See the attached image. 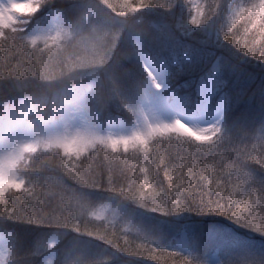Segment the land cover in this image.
I'll return each instance as SVG.
<instances>
[{
  "label": "rangeland",
  "instance_id": "rangeland-1",
  "mask_svg": "<svg viewBox=\"0 0 264 264\" xmlns=\"http://www.w3.org/2000/svg\"><path fill=\"white\" fill-rule=\"evenodd\" d=\"M82 2H87V0H80L77 4L81 5ZM93 2L95 3L97 0H93ZM184 2L186 3V0H184ZM199 2L203 3L204 0H199ZM18 9L24 11L31 10L30 7H21ZM187 9L190 11L189 4ZM97 10L101 13L99 8ZM141 11L142 9L133 14L132 17H141ZM220 13L224 14L223 11ZM212 19L214 20V17ZM224 19L225 17H223L222 20H217L216 25H212V23H210V28L212 29L211 32L213 33L212 39L208 37L207 40H197V42L206 44V47L203 49L205 51L204 56L206 57L207 53L208 59L213 57L214 48L221 50L222 54L214 58V60L218 59L223 70L225 67L227 68L226 76L225 73L223 74L222 72L223 82H215V79L211 77L206 79L203 78L199 81L196 87L197 93L196 98L194 99V111L188 112L183 107L181 109L176 107L178 111L170 117H166L157 111L155 103L160 102V97H162L161 90L163 87L168 86V79L165 77L166 75L163 68L156 65L153 66L152 63L148 62L145 57L141 56L142 65L144 68L147 66L148 69L152 71L157 82L161 84V88L155 89L151 87L149 89L148 98L143 104L136 103L134 107H130V115L134 117V123L131 127H126L121 119L117 121L109 119L106 121L104 131L89 128L87 123L84 121L85 119L83 111L81 110V105L78 104L71 105L63 114H61L60 120L62 119V122L55 123L53 125L48 124L46 126V134L42 145L48 139L47 149L49 151H58L56 155L64 152L71 154H78V152H82L81 154L85 156L98 153L102 156L115 157L117 154H122L117 152L124 150H127L128 152V150H131L135 144H139L137 154L130 155L131 157L137 159V162L127 191H122V189H119L115 185L113 186V184H107L101 187H87L81 192L76 193L77 195L71 192H64L62 197H65L63 199L66 200L68 208L71 210L69 219L74 223L76 228H79V226L89 225L91 227L99 226L102 228H110L111 231L118 230L123 233L124 239L128 244L144 246L148 251L151 250L152 253H156L153 255L157 256H148L145 259L146 261L130 259L132 254L130 253V250L125 249L123 255L129 258H120V255L113 249L100 245L98 242L89 237H86L87 239L81 238V240L85 243L80 245H82L85 249H88L92 256L106 253L111 257L120 258L119 260L120 262H123V264H154V261L156 260L161 261V264H171V259L174 258L173 256L176 258H184L185 260L190 261L191 264H264V234L230 220L225 216L208 212H200L199 215H179L177 217H173V219L188 221L183 224L184 232L180 226L170 228V220L165 216L167 213H163L160 218H156L157 214L154 211L143 210L141 206L143 203V195L131 193L134 183L138 186L142 185L144 190L149 188V176L146 167L142 164L143 161L139 159V148L140 146H144L148 140L157 137L159 134H164L166 136L175 135L180 138L185 137L188 133L193 137L195 133L187 125L192 127H204L216 122L217 120L222 121L223 127L226 131L230 121H233L236 124L240 119H242L246 125L252 126L249 129H254L264 122V116L260 114L262 111H253L252 109L249 111L238 110L236 107V104L240 102V99L245 102L246 106L250 104L249 101L258 99V96L252 93H248V96L247 94L239 95V90L242 86L249 84L246 81V75L249 74L247 71L248 66L252 73V76L250 77L251 81H263L264 77L258 75L259 71L264 72V64L256 59H248V61L241 60L236 54L232 53V49L234 48L228 47L227 42L224 41L223 43V41L219 39L220 25ZM50 20L51 19L37 23L35 28H32V30L39 32L46 29ZM180 21L181 20L179 18H175L174 21L169 23L170 26H165L167 36H170V34L175 36H177L176 34H181L188 39H191L190 35L197 30V26H192L189 23L182 24ZM8 22L9 19L4 14L0 13V27L6 26ZM204 25L206 26L207 22H205ZM93 26L98 30V35L103 34L105 23L102 17ZM215 29L216 31L214 32ZM131 30L132 32L142 34L138 28L133 26ZM199 34L202 35L201 31H199ZM112 35V33H109L110 37ZM130 35V30L125 31L123 40ZM114 36L116 44L117 37L120 36V33L115 32ZM162 41L163 40H160V42ZM64 42L65 41H63V43ZM96 43L97 40L89 39L85 35L80 41L79 48L81 51L88 49L91 50L96 46ZM127 44L128 42L124 43L125 51L129 50ZM134 48L137 50L138 45H133L132 49L134 50ZM61 53H66L64 47L63 50L59 51L57 54L50 53L48 56L59 58V61L65 60ZM66 54L69 55L72 53ZM235 60L238 61L239 64H236ZM243 62L247 66H244ZM218 67L219 66L214 63L213 68L216 71ZM85 70L86 69H79L78 71ZM62 75L63 74L55 78L42 79L37 83H52L58 79H62L64 77ZM229 75L233 78V82L230 78H228ZM17 84L18 83H14L12 86L9 85L7 90L13 93L23 91L25 88L27 90L35 89L34 85ZM178 86L181 87L183 91H189L191 87V85L186 83H182ZM214 88L219 92H228L229 90L234 95V98L232 99L229 97L227 98V113L224 119L223 115L225 109L223 108L222 99H218L214 106L210 104L212 100L211 98H213L215 93ZM101 92L103 94L105 93L103 90H101ZM103 94H101V96H103ZM78 95H83L81 90ZM108 101L112 104V99H108ZM258 102L264 106V97L262 96L261 100ZM127 103H129V99L127 100ZM118 104L120 106V103ZM102 107L103 105L100 106V108ZM21 110L22 112H25L23 105L21 106ZM211 110H213V112ZM108 112L109 111L107 110L101 111L102 114H106ZM173 119H180L187 125L180 122L175 124L174 128L167 127L168 123ZM235 130H233V132H235ZM24 136L30 137V132L24 125L22 119L12 118L11 114L6 118H0V199H2L4 194L9 190L16 193L21 191L27 193V189L20 190L17 187L18 180L13 173V164L17 153L31 147L33 143L32 138L25 141ZM90 144H94L96 146L85 150ZM44 156L47 160L50 158V161H53V164L51 165L60 166V158L54 160L51 158L52 155L48 154V152H45ZM76 161L79 162L78 165L81 168L84 166L81 162H87L80 160L79 156ZM254 175L257 179H264V171L257 170ZM95 188L105 189L106 192L104 194H100L95 191ZM38 191L37 189L33 190V195H37ZM113 192L124 196L123 199L119 200L113 196ZM89 197H96V199L93 200V203H90L89 199H87ZM133 204L139 207L136 209V206H133ZM137 210L143 213H136ZM180 213L181 212H178L177 214ZM202 218H210L214 221L202 222ZM60 225L62 224L60 223ZM190 225L193 226V229L197 227L199 230L204 232L205 239L203 243L196 245L188 254L178 253L176 250H168L167 246L172 244L174 248L180 251L184 249L186 245L185 236L186 233L191 230ZM30 226H36L46 230L45 227L37 225ZM45 234L46 233H43L42 235ZM64 234L66 239L72 243V235H70V233ZM40 236L41 233L37 238ZM48 237L53 238L52 234H49ZM55 244L56 242L54 239V246ZM215 247L221 249H218L220 253L217 250L214 251L210 256L209 261H207L205 257L206 254ZM53 249H51L48 253L52 262L55 257V253L52 252Z\"/></svg>",
  "mask_w": 264,
  "mask_h": 264
},
{
  "label": "snow or ice",
  "instance_id": "snow-or-ice-1",
  "mask_svg": "<svg viewBox=\"0 0 264 264\" xmlns=\"http://www.w3.org/2000/svg\"><path fill=\"white\" fill-rule=\"evenodd\" d=\"M174 3L175 0H138L133 4L129 0L122 15L112 14L104 23L112 25L121 36L125 30L132 29L130 18L141 9H171ZM186 3L190 5L188 23L192 26H199L223 11L220 38L242 55L264 64V0H204L203 3L186 0ZM100 6L109 9L106 2ZM21 7L31 10L17 11ZM42 8L52 10L51 20L46 29L35 32L32 26ZM98 8L93 0L82 2L77 19L69 22L53 0H0V13L11 21L0 27V84L7 87L29 75L43 74L52 46L92 25ZM150 79L155 81L151 87L161 88L153 73ZM148 95L146 89L145 101ZM187 126L195 133L193 137H180L160 148L155 159L143 162L161 178L162 185L168 186L166 199L172 208L177 212L194 209L215 213L264 234V179L254 175L257 170L264 171V122L254 129L237 128L234 133L227 132L221 120L204 127ZM167 127L174 128L175 120ZM0 220L49 229L62 222L54 213H45L40 200L24 191L12 190L0 199ZM54 239L41 235L21 252L14 232L0 233V264H36L37 260L52 264L48 253L54 247ZM171 264L191 262L172 258Z\"/></svg>",
  "mask_w": 264,
  "mask_h": 264
},
{
  "label": "trees",
  "instance_id": "trees-1",
  "mask_svg": "<svg viewBox=\"0 0 264 264\" xmlns=\"http://www.w3.org/2000/svg\"><path fill=\"white\" fill-rule=\"evenodd\" d=\"M58 1L59 3L55 4V6L63 5L64 2H66V4L70 7H78L79 5L77 4L79 0H56L53 2ZM186 6H188V4H186L184 0H175L174 6L171 9L148 7L142 9L140 14L141 17L135 16V18H130L131 25L135 28H138L140 32H142V34L139 36L145 37L152 45H156V43H159L158 41L164 40L166 42L165 51L179 53L181 48H185L188 44L190 45L188 49V52L192 56L190 62L187 64H182L181 61H178V63L174 65V73L176 74L175 82L191 78L194 72L197 69L203 67L205 64L202 57L204 52L199 48L200 45L199 42H197V40H205L208 38L209 31L207 30L204 23L199 25L197 30H195L190 35L191 39H188L181 34H176L184 42L183 45L171 44L165 35L167 32L165 26L174 21L175 18H179L182 24L188 23L189 13L185 8ZM130 31L131 35L125 40H123L124 32L121 34V36L117 37L116 45L118 46L120 53H122L120 62L118 64V78L120 82H128L131 79L134 82L139 81L135 76L137 69H140L139 62L135 52H133L132 49L135 43V38L138 37L139 33L132 32V30ZM199 31H201L202 35L199 34ZM127 42L129 50L125 51L124 43ZM62 46L63 45L61 44L57 45L56 47L52 46L51 54H57L59 51L63 50ZM228 47L234 48L230 44H228ZM232 51L243 60L254 59L252 57L242 55L235 48L232 49ZM63 53H61V55L65 60L59 61V58L48 56L43 74H37L35 77L29 75L17 81V85H34L42 79L55 78L61 74H63L62 76H65L67 74L66 66L71 65L72 62H76V64L72 66L73 72H77L79 69H84L79 66L80 61L77 60V56L80 55V53L69 55ZM249 77H251L250 74ZM10 86H12V84H10ZM7 87H5L3 84H0V98L15 94V92H9ZM249 89L250 91H253L252 84L249 85ZM17 94L29 97L31 99L30 94H35V89L27 90L25 88L23 91H17ZM118 103L119 101L112 103L113 106L109 108L112 113H121L124 109L122 107H118ZM250 105L254 107L253 104ZM185 137L189 136L185 135ZM178 140L179 138L175 135L157 136L156 138L147 142L144 146H140L139 159L143 162L149 158L155 159L160 148ZM138 146L139 144H135L131 150H128V152L127 150L119 151L117 153L122 154H117L115 157L102 156L98 153H93L86 157H82L80 160L87 161L81 162L84 164L82 168L79 167L78 161H76L74 164H66L62 159L60 160V166L51 165L53 164V161H50V158L47 160L44 155H39L32 164V170L37 172V174H40V180L34 181L33 179L32 182H34L30 186L29 190L27 189L26 194L40 200L45 213H54L57 217L62 218V225L59 223L56 226L57 228H67L69 231L79 232L83 236L93 238V240L98 242L100 245L118 250L121 253H123L125 249H128L132 254L130 257L136 260L143 261L148 256H157L153 255L156 253H152L151 250L148 251L144 246L123 243L122 238L124 235L118 230L111 231L110 228H102L99 226L90 228L88 225L81 226L79 227V230H76V226L72 224L69 219L71 210L68 208L66 200L63 199L65 197H62L64 192L79 193L87 187H101L107 184H113V186L115 185L119 189H122V191H127L137 162V159L131 157L130 155L137 154ZM52 158L54 160L57 159L55 156ZM143 162L142 164L145 165L149 176V188L144 190L142 185L138 186L134 183L133 189L131 191V193L143 195V203L141 205L143 210L154 211L157 214L156 218L162 216L163 213H167L166 215L171 218L177 217L179 215H199L200 212L194 209H186L180 214H177L178 212L172 208L170 200L166 199L167 193L169 191L168 186L162 185L161 178L155 174L147 164ZM35 189H37V191L39 189L37 195H33L32 193ZM101 191L106 192L105 189ZM113 196L119 200L123 199L124 197L116 193H114ZM208 219L209 221H214L213 219ZM173 257L176 258L175 256ZM106 260V257H100V255L98 256L97 260L95 259L96 264H109L106 263Z\"/></svg>",
  "mask_w": 264,
  "mask_h": 264
},
{
  "label": "clouds",
  "instance_id": "clouds-1",
  "mask_svg": "<svg viewBox=\"0 0 264 264\" xmlns=\"http://www.w3.org/2000/svg\"><path fill=\"white\" fill-rule=\"evenodd\" d=\"M109 5V9L103 8V3ZM133 4L138 0H131ZM99 9L101 10L102 19L105 20L112 14L122 15L128 8L129 0H97ZM214 11V7L212 8ZM211 19V14H209ZM77 16L69 22H74ZM109 33L113 35L110 37ZM115 30L110 24H105L103 34L98 35V30L93 25L85 26L80 33L73 38L65 40L64 50L66 53L75 54L77 60L80 61V67L85 71H72L71 65L66 66L67 74L62 78L52 83H35V95L33 99L37 102L41 109V115H47L49 118H54L58 114H63L71 105L78 104L81 106L94 105L98 100L96 92L88 93L87 95H78L82 82L92 76L99 80L103 85V91L107 93L109 100L113 99L111 92L115 87H121L118 78V64L120 62V53L118 46L115 44ZM89 39L97 40L96 46L91 50L81 51L79 44L84 36ZM94 66V67H93ZM147 74L146 81L141 85L142 92H138L133 99H129L130 107H134L136 103L143 104L145 102L144 92L150 89L155 81L151 80L152 72L144 69ZM159 88V85L156 86ZM175 120V124L180 123V119ZM171 120V121H173ZM31 137L24 136V140ZM36 264H41L39 260ZM58 264H96V261L91 259L87 250L78 242L73 241L65 250L64 257Z\"/></svg>",
  "mask_w": 264,
  "mask_h": 264
}]
</instances>
